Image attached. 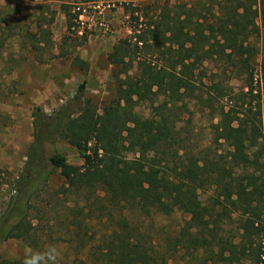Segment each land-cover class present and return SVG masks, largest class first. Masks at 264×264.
<instances>
[{
    "label": "trees",
    "instance_id": "1",
    "mask_svg": "<svg viewBox=\"0 0 264 264\" xmlns=\"http://www.w3.org/2000/svg\"><path fill=\"white\" fill-rule=\"evenodd\" d=\"M217 5L211 20L200 19L185 4L125 5L131 33L107 56L123 75L116 99L98 107L85 96L82 82L50 113L32 108V141L11 181L14 192L0 212V243L20 238L38 250L41 235L31 214L43 211L38 203L58 198L63 206L69 203V226L75 241L86 247L84 264H172L174 254L189 247L208 250L211 264H239L242 258L262 264L264 37L262 94L254 93V48L248 42L258 33L257 15L264 30V0ZM61 9L71 31L81 12L66 4ZM214 57L226 62L234 77H248L247 92L236 94L220 81L205 84L200 67ZM222 99L228 107L218 110L212 127L215 141L221 139L228 149L203 158L193 149L184 115L191 113L192 101L212 108ZM140 104L148 105V115L138 112ZM59 142L76 148L82 164L68 163L55 148ZM54 176L61 181L57 188L50 185ZM210 188L214 195L207 206L199 192ZM175 212L188 216L184 226L152 232L154 222L147 219ZM234 215L240 219L238 242L218 238L220 223ZM94 218H102L107 228L98 244L83 242ZM0 264L20 263L0 255Z\"/></svg>",
    "mask_w": 264,
    "mask_h": 264
},
{
    "label": "rangeland",
    "instance_id": "2",
    "mask_svg": "<svg viewBox=\"0 0 264 264\" xmlns=\"http://www.w3.org/2000/svg\"><path fill=\"white\" fill-rule=\"evenodd\" d=\"M222 0H0V212L6 200L13 194L11 181L23 166L25 153L32 141L33 127L31 110L34 106L42 107L47 113L60 105L67 98L74 96L79 84L85 82V96L90 97L98 107L116 99L119 87L121 68L111 65L108 54L120 39L130 32L131 20L125 5L143 6L157 4H185L196 13L211 20L212 13L218 10ZM61 4L73 10L83 8V15L77 19L76 27L66 29V17ZM255 8V7H254ZM258 33L249 39L254 48L251 56L254 93L263 92L260 81L261 44L264 30L260 16L254 19ZM44 33V36H43ZM74 58H78L73 61ZM83 64H87L85 69ZM205 72L203 81L223 82L236 94L247 92L249 83L246 75L236 76L229 65L217 57L207 60L201 67ZM228 68V69H227ZM134 70H130L132 74ZM200 88L199 83H195ZM202 88V87H201ZM205 90V88H202ZM262 100V99H261ZM226 99L215 100L212 108L189 104V112L184 115V128L189 132L193 149L201 157H209L211 152L218 154L228 149L221 139L215 141L213 124L216 114L223 106L228 107ZM140 114L148 115L150 108L140 104L136 108ZM203 110V111H201ZM264 122V117H263ZM188 122V123H187ZM263 142V141H262ZM55 148L63 154L68 163L81 165L83 160L76 148L59 142ZM61 181L52 177L50 185L57 188ZM213 190L199 192L204 205L211 204ZM58 199V198H57ZM54 199L48 205L38 203L43 211L31 214L41 235L40 248L34 250L23 239L11 238L0 243V255L4 258L24 264L25 251L31 248L34 252H43L49 246H55L60 255L57 264H84L85 246L75 241L73 227L69 226L68 209ZM264 216V214H263ZM188 216L175 212L170 216H154L147 223L154 222V230L164 227V232L176 231L184 226ZM237 215L232 220L220 223L217 229L218 238L238 242L241 230ZM146 225V224H145ZM212 226V224H210ZM107 228L102 218H94L85 228L83 237L86 242L99 243L100 236ZM159 233V234H160ZM153 235H157L154 233ZM158 236V235H157ZM215 251L221 245L214 247ZM172 257V264H211L210 252L201 247H189ZM216 264H230L218 262ZM239 264H249L241 259Z\"/></svg>",
    "mask_w": 264,
    "mask_h": 264
},
{
    "label": "clouds",
    "instance_id": "3",
    "mask_svg": "<svg viewBox=\"0 0 264 264\" xmlns=\"http://www.w3.org/2000/svg\"><path fill=\"white\" fill-rule=\"evenodd\" d=\"M60 253L55 246H49L43 252L25 251L24 264H57Z\"/></svg>",
    "mask_w": 264,
    "mask_h": 264
},
{
    "label": "built area",
    "instance_id": "4",
    "mask_svg": "<svg viewBox=\"0 0 264 264\" xmlns=\"http://www.w3.org/2000/svg\"><path fill=\"white\" fill-rule=\"evenodd\" d=\"M73 11H75V12H81L78 15V19L82 17V15H83V12H82L83 11V8H80V7L77 6V7H75L73 9ZM261 222H262V225H263L262 234H261V243L264 244V216H262ZM261 259H262V264H264L263 263L264 262V254L261 255Z\"/></svg>",
    "mask_w": 264,
    "mask_h": 264
}]
</instances>
